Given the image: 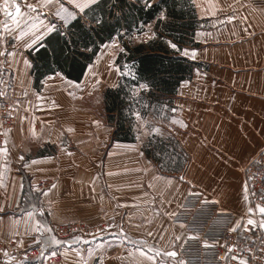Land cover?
Here are the masks:
<instances>
[{"label": "crops", "instance_id": "crops-1", "mask_svg": "<svg viewBox=\"0 0 264 264\" xmlns=\"http://www.w3.org/2000/svg\"><path fill=\"white\" fill-rule=\"evenodd\" d=\"M60 2L71 10L67 0ZM8 3L13 13L19 3L24 15L12 25L0 0V89L16 104V128L0 147V239L24 247L37 239L49 244L50 218L60 222L84 216L99 224L97 209L105 205L110 226L87 253L75 246L66 250V258L70 251L72 257L61 264H180L178 250L187 232L172 218L187 193L200 190L234 212L235 227L254 220L243 215L249 208L245 167L264 150V6L247 0H188L195 28L184 43L169 40L178 45L179 56L195 63L192 73L168 103L154 102L149 112L140 113L138 143L114 142L103 151L98 136L110 138L114 128L107 120L98 124V118L84 117L72 126L58 115L57 100L48 101L47 81L65 78L61 73L48 75L40 89L34 85L28 52L44 40L31 44L33 18L56 29L66 27L55 15L60 11L55 0ZM159 18L172 20L163 9L145 25H153L155 35L149 40L160 32ZM4 23L10 28L5 30ZM66 134L74 142L67 147ZM150 138L169 147L168 168L146 155L142 144ZM156 155L165 158L166 152ZM49 177L53 186L39 194L33 184ZM117 202L135 212L130 229L129 216ZM127 237L136 246L123 251L122 238ZM0 264L19 263L2 259Z\"/></svg>", "mask_w": 264, "mask_h": 264}, {"label": "trees", "instance_id": "trees-1", "mask_svg": "<svg viewBox=\"0 0 264 264\" xmlns=\"http://www.w3.org/2000/svg\"><path fill=\"white\" fill-rule=\"evenodd\" d=\"M188 4V0H106L88 14L89 17H103V23L90 21V26L83 28L70 22L72 42L66 43L65 38L54 34L28 52L35 87L40 89L45 78L55 73L81 82L102 46L117 38L125 51L119 53L116 64L122 72L129 68L130 74H123L116 87L105 90L104 108L109 123L114 127V139L135 141L132 122L138 100L133 99L131 89L147 84L149 87L141 91V102L145 99L149 103L159 101L175 94L181 81L193 71L195 63L179 56L167 44V39L184 43L195 28ZM163 9L172 20H157L158 36L148 42L132 44L128 39L133 33H142L145 25L156 19ZM64 30L59 27L57 33Z\"/></svg>", "mask_w": 264, "mask_h": 264}, {"label": "rangeland", "instance_id": "rangeland-1", "mask_svg": "<svg viewBox=\"0 0 264 264\" xmlns=\"http://www.w3.org/2000/svg\"><path fill=\"white\" fill-rule=\"evenodd\" d=\"M145 30L146 32L144 34L133 33V35L128 40L132 44H137L143 41L148 42L149 38H151L154 34L153 25H149L147 29L145 28ZM168 41L171 40L167 39V44L169 46ZM123 51H125V49L117 38L111 42L106 43L104 46H102L95 61H93L91 66L88 68L84 80L80 83L68 81L62 76H53L48 79L47 81L48 84L46 86L50 87L51 89L46 90L45 95L48 101L50 102L57 100L55 101V103H58V110H57L58 115L61 118H63L66 124L69 123L72 126H74V124L79 123L78 119H82L84 117H93V116L99 119L98 124H102L106 120L107 122H109L107 118V113L104 108V92L109 87H116L123 74L126 75L130 74L129 68H126L122 72L120 67L116 64V59L119 53ZM142 90L143 89H141L139 86L131 89V95L133 99L138 100L137 102H135V104L137 103L138 104L134 106V114H133L134 120L132 122L133 132L135 134L136 139L133 142H127V143H138L139 141L138 139L140 135L138 134V130H137V123H138L137 118H139L140 113L142 115H145L147 112H149L154 102L168 103L169 97L167 98L163 97L161 100L154 101L151 103H149L148 99H145L144 102L142 103L141 100L139 99ZM57 91L58 93H56ZM15 112H16V104H15ZM137 113H139V116L136 115ZM71 125H69V127ZM64 141L66 147L71 145L73 142L71 136L68 134H66ZM114 142H120L114 139V128H113L112 136H110V138H108L107 135L106 138L104 137V139L99 140V136H98V144L100 143L98 147L103 151L113 147ZM142 147L144 148V151L148 157L154 159L155 161L158 160L162 161L161 162L162 166L168 168L169 147L167 146L166 143L154 141L153 138H150L143 141ZM51 149L54 148H50V150ZM157 151L160 152L161 154L166 152L165 158L156 155ZM175 167H177V164H175ZM45 180L48 181L49 187L43 189L40 183ZM53 184H54V179L49 177V178L39 179L36 183L33 184L34 185L33 187L36 189V191L39 192V194L41 193L44 194L46 193L47 190H49L53 186ZM199 191L200 190H193L192 192H199ZM187 194L185 196H187ZM185 196L183 197V199L185 198ZM249 202L250 201L248 197V206L249 208H251ZM181 203L179 205L177 212L174 214L172 218L173 221L177 224H181L176 220L177 214L181 207ZM116 205L117 208L123 212L124 217L129 216V220L127 222H129L130 224L129 226L130 229L132 227L131 225H133L136 222L134 218L135 212L134 214L130 213L129 209L120 202H117ZM249 208H247L243 214L246 217L247 215H249L248 212ZM44 211L46 213H49L51 211V208H49V206L45 204ZM256 212L260 213L258 210H256ZM107 213L108 210L105 205L98 207L97 215L99 218H101L99 224L91 223L89 219L84 216H79V217L70 216L66 220L60 222L53 221L50 218L48 232L52 239V243L49 244L41 241V239H37L35 241H32L30 244H28V246L24 247V246H19L18 244L13 243L12 241L7 242L6 240L0 239L1 242L5 243L4 256L0 258V261L2 259L5 260L11 259V261L18 262L19 264H52L49 262V255L51 252H57L61 256V261L57 264H61L62 261L66 258L67 255L66 250H71L72 247L74 246L80 248L82 252L87 253V248H89V245L93 242V240L95 238H100L99 236L102 233L101 231L106 230L110 226V219H107V217H105ZM71 224L74 225L78 224V226H75V230H73L70 234L63 236L57 234L56 231L57 228ZM181 226L184 228L183 224H181ZM185 239L182 241L178 250V255L181 261H182L181 258L182 256L180 253V248L183 242L185 241ZM132 241L134 240L131 237L122 238L121 249L123 251H126L131 247H135L136 244L133 243ZM118 242H120V240ZM32 251L38 252L39 257L36 259L26 258L27 255L26 253ZM71 257L72 254L70 251L66 259H69ZM122 264H134V263L131 261L124 260Z\"/></svg>", "mask_w": 264, "mask_h": 264}, {"label": "built area", "instance_id": "built-area-1", "mask_svg": "<svg viewBox=\"0 0 264 264\" xmlns=\"http://www.w3.org/2000/svg\"><path fill=\"white\" fill-rule=\"evenodd\" d=\"M247 1L256 7L264 6V0ZM15 128V104L0 89V147L5 145L7 133ZM245 175L252 209L246 219L252 217L254 224L244 220L235 227L236 214L200 192H191L182 200L176 220L187 232L180 248L183 264H264V215L256 212H260L258 206H264V150L248 162ZM40 185L43 189L49 187L47 180ZM75 226L78 224L57 228V234H70ZM4 245L0 241V258L4 256ZM26 254L28 259L39 257L35 251ZM60 261V254L50 253V263Z\"/></svg>", "mask_w": 264, "mask_h": 264}, {"label": "snow or ice", "instance_id": "snow-or-ice-1", "mask_svg": "<svg viewBox=\"0 0 264 264\" xmlns=\"http://www.w3.org/2000/svg\"><path fill=\"white\" fill-rule=\"evenodd\" d=\"M49 2L51 3L52 0H49ZM55 2L60 9V11L56 12L55 15L59 17L62 23L66 26L64 32L57 33L55 24H45L39 17H34L33 18L34 22L32 23V25H35V27L31 29L32 35L34 38L31 39V44H35L38 40L42 41L44 39H50L53 37L54 34L60 35L63 38H65L66 43L72 42L70 39L71 33L69 31V29L72 27V24L69 23V19H71L73 23L81 25L83 28L85 27V25L90 26V21H96L97 24L103 23V17L96 16V15H92L91 17H89L88 14L93 8L98 7L101 3L106 2V0H67V3L68 5H70L71 10L65 7L64 4L60 2V0H55ZM146 6L151 7L150 4H147ZM10 7H12V5L8 3V0H4L3 11H4L5 16L9 20H11L12 25L13 24L18 25L20 18H22L24 15V13H22V10H21V5L19 3H15L14 13L12 11H9ZM26 7L30 11L34 10V6L32 4H28ZM3 28L7 30L10 28V25L8 23H4ZM24 34L25 33H23V35ZM168 43H169V46L173 50L179 51L178 45L176 43H173L171 41H168ZM31 44H25V47H30ZM194 53H195V50H193V53H192L193 59L195 58ZM183 54L185 56H188L189 51L185 49ZM139 87L141 89H147L149 86L147 84H140ZM136 115L139 116V113H137ZM177 123H179V121H177ZM152 131L159 132L160 129L153 128ZM258 209H260V213L264 215V206H258ZM248 212L251 213L252 209L249 208ZM254 223H256L255 220H251V219L248 220V224H254ZM176 239L178 240L180 239V237H176ZM229 251H231V249ZM167 255L175 257L176 252H169L167 253ZM180 264H183V262L181 261Z\"/></svg>", "mask_w": 264, "mask_h": 264}]
</instances>
